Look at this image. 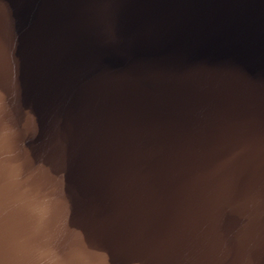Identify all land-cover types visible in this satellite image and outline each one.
Wrapping results in <instances>:
<instances>
[{
  "label": "water",
  "instance_id": "water-1",
  "mask_svg": "<svg viewBox=\"0 0 264 264\" xmlns=\"http://www.w3.org/2000/svg\"><path fill=\"white\" fill-rule=\"evenodd\" d=\"M0 264H264V0H0Z\"/></svg>",
  "mask_w": 264,
  "mask_h": 264
}]
</instances>
